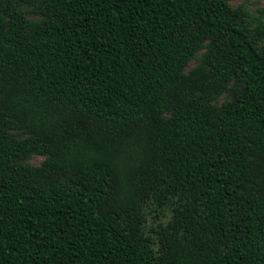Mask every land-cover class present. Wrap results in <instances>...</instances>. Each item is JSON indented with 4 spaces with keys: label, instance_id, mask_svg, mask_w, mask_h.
<instances>
[{
    "label": "trees",
    "instance_id": "trees-1",
    "mask_svg": "<svg viewBox=\"0 0 264 264\" xmlns=\"http://www.w3.org/2000/svg\"><path fill=\"white\" fill-rule=\"evenodd\" d=\"M231 1L0 0V264H264V7Z\"/></svg>",
    "mask_w": 264,
    "mask_h": 264
},
{
    "label": "rangeland",
    "instance_id": "rangeland-1",
    "mask_svg": "<svg viewBox=\"0 0 264 264\" xmlns=\"http://www.w3.org/2000/svg\"><path fill=\"white\" fill-rule=\"evenodd\" d=\"M232 4H243L247 6L252 14L258 12L259 7H264V0H232ZM195 64V60H191L189 62V67ZM43 160V156L41 155H32L29 159V162L33 165H38Z\"/></svg>",
    "mask_w": 264,
    "mask_h": 264
}]
</instances>
